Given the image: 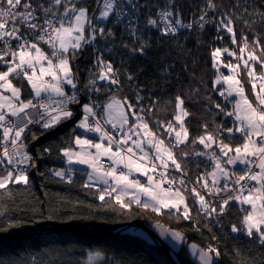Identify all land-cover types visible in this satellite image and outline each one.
Returning <instances> with one entry per match:
<instances>
[{
	"label": "snow or ice",
	"instance_id": "1",
	"mask_svg": "<svg viewBox=\"0 0 264 264\" xmlns=\"http://www.w3.org/2000/svg\"><path fill=\"white\" fill-rule=\"evenodd\" d=\"M199 12L185 22L176 0H0V194L30 183L29 169L36 166L27 151L30 126L51 130L72 119L71 105L77 104L82 116L73 133L78 128L96 138L73 135L59 150L66 167L50 170L55 177L71 184L73 166H83L88 171L79 173L86 178L81 187L102 207L129 217L140 215L134 210L140 208L192 222L197 231L195 218H203L211 231L209 223L222 227V218L235 205L240 220L230 225L231 233L264 247V32L253 27L264 25V3L235 0L218 10L215 0H204ZM237 21L251 37L237 33ZM109 25L132 41L120 45L129 58L146 54L153 32L176 37L182 30L203 32L206 26L215 29L216 40L227 36L235 47L211 51L210 92L201 82L164 99L161 109L160 98L146 101L139 86L132 88L134 99L124 94L135 77L105 55L115 54L116 31ZM85 48L92 49L94 60L82 86L88 101L82 102L73 62ZM224 53L230 59L222 60ZM162 75H169L167 68ZM15 80L26 81L27 95ZM186 101L200 109L196 135L190 131L195 113ZM0 218L6 221L0 231L20 223L8 220L2 209ZM153 226L162 239L185 245L197 264H217L216 245L200 246L179 229ZM84 256L81 264H107L102 250L89 249ZM58 260L53 253L43 261L32 256L30 264Z\"/></svg>",
	"mask_w": 264,
	"mask_h": 264
},
{
	"label": "trees",
	"instance_id": "2",
	"mask_svg": "<svg viewBox=\"0 0 264 264\" xmlns=\"http://www.w3.org/2000/svg\"><path fill=\"white\" fill-rule=\"evenodd\" d=\"M140 2L144 3L145 0ZM148 2L155 3L157 0H148ZM158 2L163 3V0ZM215 2L218 10H226L235 0H215ZM253 2L260 4L264 3V0H253ZM89 3L94 4V0H89ZM203 3L204 0H176L185 22L193 16H199V9ZM155 11L156 9L153 8V15ZM253 27L259 32H264V25L257 24ZM236 30L238 34L243 30L248 32L250 37L252 36V32L243 27L242 21L236 22ZM115 31L116 40L113 45L115 54L105 52V55L111 56L116 66L126 69L135 77L131 88L125 85L124 94L134 99L132 88L139 86L143 89L142 95L146 101L150 96L160 98L157 107L161 109L164 99L173 98L176 94H184L190 86H201V82H204V86L210 92L214 72L211 67V51L216 47H235L231 45L227 36L224 37L223 42L216 40L215 29L206 26L203 32L195 29L191 32L184 30L176 37H162L159 33L153 32L151 47L147 49L146 54L129 58L126 50L120 45L125 42L131 45L132 41L126 35L122 39L119 27H115ZM93 60L92 49L85 48L73 62L79 72L82 90ZM121 61L124 63L121 64ZM165 68L169 73L166 78L162 75ZM15 84L22 86V81L15 80ZM246 87L250 89V84ZM211 95L214 99H220L215 93ZM186 106L195 113L190 117L192 121L190 131L196 135L199 132L197 124L202 122V117L199 116L200 109L190 101H186ZM167 114H171L170 108ZM78 119V116H74L51 130L37 127L27 134L28 151L34 157L36 166L29 169V185L10 186V191L0 194V209L6 212L8 220L20 222L6 232L0 231V235L39 232L47 222L56 226L92 230L118 227L136 219L144 221L149 226L152 225L139 208L134 210L140 215L129 217L118 215L111 207H102L101 202L94 195L89 194L88 189L81 187L86 179L79 174L82 170H77L73 174L71 184L61 181L52 174L51 169L66 167L64 160L60 158V148L68 146L73 135L83 136L78 128L73 133ZM31 133H35V139L32 138ZM46 148L51 149L50 154L44 151ZM189 177L194 181L193 172H189ZM159 216L167 227L183 231L189 242L200 246L210 243L216 245L221 253L217 264H251L252 259L255 260V264H261L264 261V247L249 241L246 236L231 233L230 225L238 224L240 220V213L235 205L222 218V227L215 225L214 222L209 223L211 231L204 226L206 221L203 218H195L199 222V231H197L193 229L192 222L169 219L165 215ZM5 223V219L0 218V226ZM133 228L143 231L139 227H131ZM131 229L119 231L109 229L100 233L46 231L26 238L3 240L0 241V262L30 264L32 256H37L43 261L45 257L55 253L59 258L58 264H81L87 250L98 249L107 257V264H172L160 246L144 231L146 236H139L135 234L136 229L133 231ZM213 235L216 236L215 240L212 239ZM170 249L179 264H196L189 257L185 245H180L178 249L171 247ZM100 264L105 262L102 261Z\"/></svg>",
	"mask_w": 264,
	"mask_h": 264
},
{
	"label": "water",
	"instance_id": "3",
	"mask_svg": "<svg viewBox=\"0 0 264 264\" xmlns=\"http://www.w3.org/2000/svg\"><path fill=\"white\" fill-rule=\"evenodd\" d=\"M132 226H137L140 229H142L155 243H157L160 246V249L163 251L165 256L170 260L172 264H179L176 257L173 255L170 247L145 223L138 221V220H133L129 223H126L124 225L118 226V227H112L114 230H121L124 228H130ZM110 228H105V229H87V228H72V227H66V226H56L52 225L50 223H46L45 227L39 231V232H28V233H23V234H15V235H0V241L3 240H8V239H21V238H26L30 237L33 235L41 234L46 231H69V232H103L104 230H109Z\"/></svg>",
	"mask_w": 264,
	"mask_h": 264
},
{
	"label": "rangeland",
	"instance_id": "4",
	"mask_svg": "<svg viewBox=\"0 0 264 264\" xmlns=\"http://www.w3.org/2000/svg\"><path fill=\"white\" fill-rule=\"evenodd\" d=\"M227 59H230L229 57H227V54L226 53H224L223 54V56H222V60H227ZM222 71H225V73H227V70L226 69H221ZM13 83L15 84V81H13ZM22 87H23V89H24V92H25V95H27V93H28V87H27V83H26V81H22ZM69 91H71V89H69ZM75 116H78L76 113H75ZM81 118V117H80ZM79 118V119H80ZM78 119V120H79ZM78 123V122H77ZM82 133H83V136H86V135H89L90 137H91V135L90 134H86V133H84L83 132V130H81V129H79ZM93 137V139H95L96 137L94 136V135H92ZM27 151H28V147H27ZM29 152V151H28ZM64 163H65V161H64ZM65 166H66V164H65ZM73 167H75L77 170H82V171H88V169H85L83 166H73ZM140 209V208H139ZM143 212H144V214H145V216H146V218L152 223V225L151 226H149L158 236H159V233H158V231L154 228V224L155 223H159V224H162V225H164L165 227H167L166 226V224L164 223V220L163 219H161L160 218V216L159 215H157V214H155V213H153V212H151V211H145V210H143V209H141ZM137 220V219H136ZM138 221H141V220H138ZM141 222H143V223H145L144 221H141ZM47 223H49V222H47ZM164 223V224H163ZM146 224V223H145ZM132 227H137V226H132ZM124 229H127V228H124ZM130 229H131V227H130ZM136 229V228H135ZM134 228L133 229H131V231H133V230H135ZM173 229V228H172ZM110 230H113L112 229V227H111V229ZM136 231H137V229H136ZM28 233V232H27ZM6 235H15V234H6ZM160 237V236H159ZM161 238V237H160ZM162 239V238H161ZM162 240H164V239H162ZM166 241V243H167V245L169 246V247H171L172 249H178V247L180 246V245H176L174 242H172L171 240H170V238L168 239V240H165ZM187 249V248H186ZM188 252V251H187ZM189 254V253H188ZM189 257L197 264V261L194 259V258H192L191 256H190V254H189ZM179 263V262H178Z\"/></svg>",
	"mask_w": 264,
	"mask_h": 264
},
{
	"label": "built area",
	"instance_id": "5",
	"mask_svg": "<svg viewBox=\"0 0 264 264\" xmlns=\"http://www.w3.org/2000/svg\"><path fill=\"white\" fill-rule=\"evenodd\" d=\"M182 31H184V30H182ZM80 99H81L82 102H87L88 101V96L84 94L82 89H81V92H80ZM71 107L73 108V110L75 111V113L78 116H80V117L82 116L80 105L74 104V105H71ZM30 127H31V130H33V129H35L37 127H40V126L37 124V125L30 126ZM87 134L93 135L91 133H87Z\"/></svg>",
	"mask_w": 264,
	"mask_h": 264
},
{
	"label": "bare ground",
	"instance_id": "6",
	"mask_svg": "<svg viewBox=\"0 0 264 264\" xmlns=\"http://www.w3.org/2000/svg\"><path fill=\"white\" fill-rule=\"evenodd\" d=\"M79 118H80V116H78ZM92 136V135H91ZM135 234H137V235H139V236H146L145 235V233L143 232V231H141V230H137L136 232H135ZM151 239V238H150ZM164 241V240H163ZM165 242V241H164Z\"/></svg>",
	"mask_w": 264,
	"mask_h": 264
}]
</instances>
